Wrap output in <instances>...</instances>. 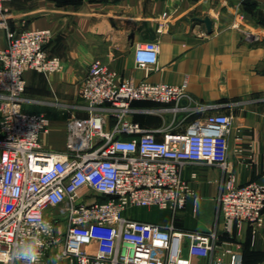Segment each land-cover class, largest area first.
<instances>
[{"label":"built area","instance_id":"1","mask_svg":"<svg viewBox=\"0 0 264 264\" xmlns=\"http://www.w3.org/2000/svg\"><path fill=\"white\" fill-rule=\"evenodd\" d=\"M7 1L0 0V27L7 38L0 49V264H20L11 256L13 245L36 231L38 216L51 224L50 233L40 237L45 243L39 264L59 242L64 264H191V257H208L210 264H242L237 244L222 246L215 230L185 231L128 214L136 207L172 214L182 209L191 193L182 177L183 166L201 162L223 172L217 201L225 224L259 227L264 182L237 184L228 166L232 116L211 113L193 120L183 132L167 131L158 139L129 117L131 104H172L170 109L177 112L186 95V80L178 85L120 80L94 58L79 89L87 115L67 116L63 151L45 149L40 136L49 119L24 110V73L49 75L62 69V61L46 51L50 29L8 26ZM166 17L163 13L158 31L165 27ZM158 52L157 42H138L136 65L146 69L156 64ZM61 222L63 237L57 232Z\"/></svg>","mask_w":264,"mask_h":264},{"label":"crops","instance_id":"2","mask_svg":"<svg viewBox=\"0 0 264 264\" xmlns=\"http://www.w3.org/2000/svg\"><path fill=\"white\" fill-rule=\"evenodd\" d=\"M264 0H9L5 3L8 26L14 30L48 28L49 55L62 61V69L44 75L24 73L23 108L49 119L41 145L63 151L66 118L85 117L79 89L89 63L99 58L120 80H147L178 85L187 82L186 95L177 112L172 104L134 101L130 118L161 139L164 132H183L195 119L211 113L232 116L228 137V166L237 184L264 182ZM166 13V25L158 23ZM242 14V18L239 15ZM211 21L208 32L202 19ZM238 21V26L233 23ZM155 41L156 64L138 67L134 49L138 42ZM0 27V49L6 46ZM239 130L235 142L233 128ZM194 173V177L192 174ZM182 177L191 193L182 209L172 214L156 207H136L131 218L173 225L195 232L216 231L222 246L237 244L242 264H264V211L262 224H225L217 196L223 172L216 165L187 162ZM97 196V195H96ZM64 222L58 223L57 227ZM186 245V242H185ZM185 262V260H183ZM191 264H210L208 257H191Z\"/></svg>","mask_w":264,"mask_h":264},{"label":"clouds","instance_id":"3","mask_svg":"<svg viewBox=\"0 0 264 264\" xmlns=\"http://www.w3.org/2000/svg\"><path fill=\"white\" fill-rule=\"evenodd\" d=\"M33 227L36 229L34 233L21 236L13 245L11 256L20 264H39L40 249L45 243L40 237L51 231V224L39 216Z\"/></svg>","mask_w":264,"mask_h":264},{"label":"rangeland","instance_id":"4","mask_svg":"<svg viewBox=\"0 0 264 264\" xmlns=\"http://www.w3.org/2000/svg\"><path fill=\"white\" fill-rule=\"evenodd\" d=\"M263 27H264V25L261 28V32H262ZM24 93H25V91H24ZM232 133H233L232 134V139L235 142L236 138L239 135V130L237 131L236 128L234 127ZM92 196L95 197V194L92 195ZM57 230H58L57 231L58 234L63 237L64 236L65 225L60 224L57 227ZM61 248H62V242H59L56 245H54V247H52V249L47 251V253L45 255V258H44V264H64V259L61 256Z\"/></svg>","mask_w":264,"mask_h":264},{"label":"water","instance_id":"5","mask_svg":"<svg viewBox=\"0 0 264 264\" xmlns=\"http://www.w3.org/2000/svg\"><path fill=\"white\" fill-rule=\"evenodd\" d=\"M202 21L204 22L207 31L210 32L211 31V21H210V19L206 16V17H204L202 19Z\"/></svg>","mask_w":264,"mask_h":264}]
</instances>
